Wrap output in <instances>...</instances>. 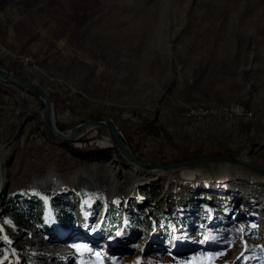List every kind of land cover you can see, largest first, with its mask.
Wrapping results in <instances>:
<instances>
[{
  "label": "rangeland",
  "instance_id": "rangeland-1",
  "mask_svg": "<svg viewBox=\"0 0 264 264\" xmlns=\"http://www.w3.org/2000/svg\"><path fill=\"white\" fill-rule=\"evenodd\" d=\"M0 64L50 94L61 129L110 117L146 162L250 146L264 166V0H0ZM239 105L253 116L223 132L218 116ZM43 109L0 78V183L37 205L19 235L0 197V264H264L263 173L203 163L193 179L137 177L117 150L80 161L69 149L108 148L107 130L59 143L36 128Z\"/></svg>",
  "mask_w": 264,
  "mask_h": 264
},
{
  "label": "water",
  "instance_id": "water-1",
  "mask_svg": "<svg viewBox=\"0 0 264 264\" xmlns=\"http://www.w3.org/2000/svg\"><path fill=\"white\" fill-rule=\"evenodd\" d=\"M0 78L10 82L11 84L21 88L31 94L39 97L44 104V109L42 112L43 122L50 130V132L62 142L66 141H74L78 139L82 134L96 126H104L109 132L110 136L114 142V145L118 149L120 155L128 161L136 163L138 165H142L144 168L149 170H174L179 169L188 165H197L203 163H222V164H234L241 165L244 167H248L250 169L256 170L260 173L264 174V166L252 161L251 159H244L243 153L251 152L252 148L249 146L248 148L242 150L238 155H229V154H205L193 156L190 158L180 159L178 161L167 162V163H149L142 159H140L126 144V142L122 139V135L118 130L117 125L114 123L113 119L105 116H98L89 118L72 128L69 129H61L55 117V107L54 101L50 94L41 88L35 82L27 81L6 69L2 64H0ZM260 144L264 145V141L260 142Z\"/></svg>",
  "mask_w": 264,
  "mask_h": 264
},
{
  "label": "trees",
  "instance_id": "trees-1",
  "mask_svg": "<svg viewBox=\"0 0 264 264\" xmlns=\"http://www.w3.org/2000/svg\"><path fill=\"white\" fill-rule=\"evenodd\" d=\"M10 84V83H9ZM11 85V84H10ZM44 126L43 120L41 122V125H39L38 127L36 126L37 130L39 127ZM35 128V129H36ZM47 130V128H46ZM52 136V135H51ZM55 141L59 142L57 139L53 138ZM69 141H66L64 143H67ZM60 143V142H59ZM63 143V144H64ZM71 155L75 158H77L80 161H88V160H92V159H98V160H110L113 158V153L116 152L115 148H96V149H89V150H80V149H74V148H70L69 149ZM3 196L4 200L8 201L10 204V208L11 210H13V214H14V218L15 221L17 223L15 230V233L21 235L25 232V227L23 226L24 224V220H32L36 214V210H37V205L33 204V203H28L25 202L23 199L21 198H8L9 196V189H5L2 191L0 197ZM114 220L117 223L118 222V218H119V213L118 211H114ZM44 216L41 214L40 216V220L44 221ZM57 217L59 218V221H62L63 225H70L71 223L75 222V218L73 216V214L71 212H68L65 209H60L58 210V215ZM141 216L136 217V219L138 220V222H140V224H143L141 219ZM134 221H137V220ZM148 224H152V220L150 218H146ZM46 224L47 222L44 221ZM48 226V224H47ZM51 230L55 228V226L53 227L52 225L48 226ZM3 234L0 231V237H2ZM55 240V238H54ZM6 252H9V249L7 248ZM39 260H42L39 258Z\"/></svg>",
  "mask_w": 264,
  "mask_h": 264
},
{
  "label": "bare ground",
  "instance_id": "bare-ground-1",
  "mask_svg": "<svg viewBox=\"0 0 264 264\" xmlns=\"http://www.w3.org/2000/svg\"><path fill=\"white\" fill-rule=\"evenodd\" d=\"M2 79V78H1ZM2 80H4V79H2ZM4 81H6V80H4ZM6 82H8V81H6ZM8 83H10V82H8ZM11 84V83H10ZM221 113V112H220ZM219 113V114H220ZM222 114V113H221ZM210 117V116H209ZM42 119H43V117H42ZM44 123V122H43ZM115 123V122H114ZM44 126L47 128V126L44 124ZM96 128H103V129H106L107 131H105L106 132V136H105V138L102 140V142H101V145L103 146V147H112V146H114V148L118 151V149L116 148V146L114 145V142H113V140H112V138H111V136H110V132H109V130L106 128V127H104V126H96V127H92V128H90V129H88V130H86L83 134H82V136L84 135V134H86V133H91V132H93V130H95ZM47 130L49 131V133L52 135V136H54L51 132H50V130L47 128ZM119 130V129H118ZM120 134H121V132H120ZM122 135V134H121ZM82 136H80L79 138H81ZM31 137V136H30ZM35 137V136H34ZM36 137H38V136H36ZM41 136H39V138H40ZM54 138L55 139H57L59 142H62L60 139H58V138H56L55 136H54ZM78 138V139H79ZM31 139V138H30ZM78 139H75L74 141H77ZM122 139H123V137H122ZM42 141H44V139L42 140ZM73 141V142H74ZM44 143V145H45V141L43 142ZM44 145H42V148H44ZM33 147L34 148H37L38 149V147H36L35 145H33ZM3 149V147L0 149V154H1V152L3 151L2 150ZM118 153H119V151H118ZM245 153H247V152H245ZM245 153H243V158L244 159H247V158H245L244 157V154ZM120 154V153H119ZM1 157V156H0ZM128 163H130V164H133L132 166L134 167V174H135V176H137V177H145L146 175L148 176V175H151L150 173H152V172H157V173H163V172H166V171H173V170H162V169H156V170H149V169H146V168H144L142 165H138V164H136V163H133V162H131V161H128V160H126ZM218 164H222V163H218ZM197 165H199V164H197ZM224 165H229V164H224ZM196 166V165H195ZM236 166H241V165H236ZM189 167H193L192 165H188V166H184V167H181V168H179V170H182V174H183V176H185L186 178H189V179H193L195 176H196V172L195 171H192ZM241 167H244V166H241ZM248 168V167H247ZM149 173V174H148ZM146 176V177H147ZM53 177V180L58 184V179H56V178H54V176H52ZM210 188H218L215 184H210ZM226 188H228V186H226ZM4 188H3V185H2V183H0V193L2 192V190H3Z\"/></svg>",
  "mask_w": 264,
  "mask_h": 264
},
{
  "label": "built area",
  "instance_id": "built-area-1",
  "mask_svg": "<svg viewBox=\"0 0 264 264\" xmlns=\"http://www.w3.org/2000/svg\"><path fill=\"white\" fill-rule=\"evenodd\" d=\"M189 116H196L198 118H202L204 120H213V117H207L204 116V110H192ZM253 116V112L246 109L244 106H238L233 109L225 110V116H218L221 117L222 120H224V124L227 126H231L233 124H236L238 121H243L251 118ZM31 145H35L38 148H42V145L44 143L39 139V136L36 138H32L30 140Z\"/></svg>",
  "mask_w": 264,
  "mask_h": 264
},
{
  "label": "crops",
  "instance_id": "crops-1",
  "mask_svg": "<svg viewBox=\"0 0 264 264\" xmlns=\"http://www.w3.org/2000/svg\"><path fill=\"white\" fill-rule=\"evenodd\" d=\"M236 124H237V123H236ZM236 124H234V125H236ZM222 125H223V126H222V127H223V128H222V131H223V132L226 131V132L229 134L230 131H231V133L233 134L232 131L235 130L233 127L227 126L226 124H222ZM235 133H236V134H239V131L237 130V131L234 132V134H235ZM234 134H233V135H234Z\"/></svg>",
  "mask_w": 264,
  "mask_h": 264
}]
</instances>
